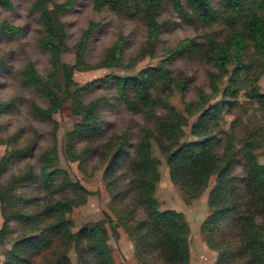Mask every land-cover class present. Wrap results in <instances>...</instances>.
<instances>
[{"label": "rangeland", "instance_id": "374dc122", "mask_svg": "<svg viewBox=\"0 0 264 264\" xmlns=\"http://www.w3.org/2000/svg\"><path fill=\"white\" fill-rule=\"evenodd\" d=\"M8 1L12 8L0 7V25L7 24L18 31L0 33V161L4 157H11L9 164L3 167L0 186L10 189V192L13 191L12 196L19 198L15 213L21 209L29 212L34 204L50 196L44 189L45 182L53 181L56 187L69 180L65 188L57 190L54 195L56 199L61 196L76 198L69 183H79L87 190L88 195L85 203L72 213L75 223L73 232L105 222L108 245L116 263L140 264L136 244L130 237L127 226L118 221L121 203L131 207L135 220L146 218L145 206L134 197L131 185L133 176L126 164L128 158L134 156L144 130H155V117L168 116L173 108L188 120L183 139L186 143L202 140L193 133L192 128L205 110L214 105L223 108L220 119L211 127V133L216 138L214 152L224 155L228 143H233L236 161L230 177L237 190L244 191L247 174L241 148L245 140H252L251 134L264 129V106L251 102L246 97V92L257 83L259 90L264 93V75L260 81L255 82V67L250 71L252 77L242 71L235 83L240 92L236 99H232L224 96V90L236 68L233 65L230 76L218 83L220 91L213 93L212 81L218 75V70L211 57L207 56L208 48L204 45L215 37L218 41L222 40L226 33L223 24H214L205 29L196 28L184 22L171 7L164 6L158 19L163 27L155 52L151 55L147 48V28L141 16H119L107 7H98L95 0H51V6H68L60 16L65 27L66 50L62 56L64 64L76 66L78 46L86 33L88 38L82 54L83 63L74 71V85L70 95L57 94L58 97L47 98L42 91L26 84L23 78V72L30 64L44 79L55 73L49 54L40 45L42 23L39 13L34 10L37 0ZM219 2L220 0H212V5L217 10ZM182 42H189L188 49L176 55ZM118 43L122 45V66L104 67L109 52ZM163 61L166 62L164 65ZM162 65L170 74L163 82L166 85L153 89L159 102L151 120L123 104L115 83L109 87L94 85L81 94V99L85 104L105 100L99 112L102 134L91 143L73 139L76 125L81 122L73 111L72 98L77 90L109 77H132L143 70ZM60 79L61 76L58 75L56 82H60ZM202 95L210 97V102L202 111L193 110V115H189L187 106L201 103ZM233 102L236 103L231 106ZM36 108L50 111L51 119L47 121L36 116ZM124 137L125 144L122 146ZM153 147L154 156L160 161L161 178L156 198L161 211L175 210L189 224L192 264H216L218 253L210 248L201 233V227L210 214L208 200L216 178L212 179L209 189L200 199L188 200L182 189L172 181L166 156L154 141ZM69 152L82 158L72 161ZM116 152L120 156V163L114 174H111L113 176L106 177V166L112 162ZM256 154L260 164L264 165V145L259 146ZM46 156L55 165L49 169V173L57 170L62 172L50 181L42 174L46 165L43 159ZM54 156H57L55 161ZM17 179L20 181L14 186ZM243 210L244 208L240 212ZM12 214L8 206L0 203V230L5 229L0 245V264H4L6 254L23 234L22 224L14 216L11 218ZM107 214L115 224H121L116 230L112 229L106 218ZM240 214L231 215L223 225L229 229V225ZM258 220L259 223H264V219ZM230 242L235 243L233 239ZM82 247L85 248L84 245ZM83 256L84 264H95L93 254L84 252ZM70 257L72 264H80L75 250L71 251Z\"/></svg>", "mask_w": 264, "mask_h": 264}, {"label": "trees", "instance_id": "16d2710c", "mask_svg": "<svg viewBox=\"0 0 264 264\" xmlns=\"http://www.w3.org/2000/svg\"><path fill=\"white\" fill-rule=\"evenodd\" d=\"M95 1L98 7H107L122 17L141 16L147 28V48L151 55L155 52L163 27L158 19L164 6L171 7L184 22L196 28L205 29L214 24H223L226 33L222 40L218 41L215 37L204 45L208 48L207 56L211 57L218 70V75L214 76L212 81L213 93L220 91L218 83L230 76L233 65H236V68L224 90V96L232 99H236L240 92L235 83L236 77L242 71L252 77L250 71L255 67V82L260 81L264 75V0H220L218 10L213 7L212 0ZM50 4L51 0H37L34 10L39 13L42 23L40 45L49 54L55 73L44 79L32 64L23 72L24 82L42 91L47 98L58 97L57 94L70 95L74 85V71L83 63L82 54L88 38L86 33L78 46L76 66L64 64L62 56L66 50L65 27L60 16L68 6ZM0 7L11 9L12 4L8 0H0ZM16 31L18 29L7 24L0 25V33ZM188 44L189 42H182L176 55L187 50ZM165 63L163 61V65ZM163 65L143 70L132 77H109L77 90L72 98L73 111L81 122L76 125L73 139L91 143L102 134L99 112L105 100L99 99L85 104L81 99V94L94 85L103 84L109 87L115 83L123 104L140 113L145 119L151 120L159 102L153 94V89L166 85L163 82L170 74ZM103 66H122L121 43L109 52ZM58 75L61 76L60 82H56ZM170 86L171 83L168 89ZM246 97L251 102L264 106V93L259 90L257 83L247 90ZM209 102L210 97L202 95L201 103L190 104L186 110L189 115H193V110L200 112ZM235 103L230 105L234 106ZM222 111V107L214 105L201 114L192 129L202 140L192 143L183 140L184 129L188 126L184 115L177 113L173 108L168 116H156L155 130H144L134 156L128 158L126 168L133 176L131 185L134 188V197L145 206L146 218L135 220L131 207L121 203L118 221L127 226L129 235L136 244L137 260L140 264H191L189 224L183 215L175 210L161 211L156 198L161 175L160 161L154 156L153 141L166 156L172 181L182 189L188 200L200 199L209 189L212 179L216 178L208 200L210 214L201 227L206 242L218 253L216 264H264V223L261 224L258 220L264 219V165L260 164L256 154L259 146L264 145V129L251 134L252 140L243 142L241 150L245 160L247 182L244 191L239 192L230 177L236 161L233 143H228L224 155L214 152L216 138L211 133V127L220 119ZM35 114L47 121L52 116L50 111L39 108H36ZM121 142L123 146L125 137ZM69 155L72 161L82 158L74 152ZM10 159L11 157L1 159L0 177L4 173L3 167L9 164ZM53 159L55 161L57 156ZM43 160L46 165L42 174L49 181L62 173L59 170L49 173V169L55 165L47 156ZM118 163L120 156L116 152L112 162L106 166V177L113 176L111 174H114ZM19 181L17 179L14 186ZM68 181L67 179L56 187L53 181L45 182L44 189L50 196L34 204L29 212L21 209L16 213L14 209L19 205V198L12 196L13 191L10 192V189L0 186V203L8 206L13 213L11 218L14 216L23 227V234L6 254L4 264H72L70 253L73 250L76 251L80 264H84V252L93 254L95 264H117L108 245L105 222L88 226L77 233L73 232L75 223L72 213L75 208L85 203L88 192L79 183L70 182L69 186L77 197L54 198L57 190L65 188ZM242 208L244 210L240 212ZM238 213L241 214L227 229L223 222ZM106 218L113 230L121 225L115 224L109 214ZM4 233L5 229L0 230V245ZM232 239L235 241L233 244L230 242Z\"/></svg>", "mask_w": 264, "mask_h": 264}, {"label": "crops", "instance_id": "0c3cea01", "mask_svg": "<svg viewBox=\"0 0 264 264\" xmlns=\"http://www.w3.org/2000/svg\"><path fill=\"white\" fill-rule=\"evenodd\" d=\"M192 260H193V258H192V256H191V264H192Z\"/></svg>", "mask_w": 264, "mask_h": 264}]
</instances>
